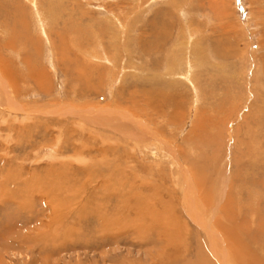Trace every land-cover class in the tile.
<instances>
[{
  "label": "rangeland",
  "instance_id": "obj_1",
  "mask_svg": "<svg viewBox=\"0 0 264 264\" xmlns=\"http://www.w3.org/2000/svg\"><path fill=\"white\" fill-rule=\"evenodd\" d=\"M259 220L264 0H0V264H264Z\"/></svg>",
  "mask_w": 264,
  "mask_h": 264
},
{
  "label": "bare ground",
  "instance_id": "obj_2",
  "mask_svg": "<svg viewBox=\"0 0 264 264\" xmlns=\"http://www.w3.org/2000/svg\"><path fill=\"white\" fill-rule=\"evenodd\" d=\"M202 207V206H201ZM194 210H195V208H194ZM260 221V220H259ZM259 226L260 227H262L261 228V230H264V222H262V221H260L259 222ZM223 231L229 236V237H238L239 238V236L241 235V233H240V231H239V229L232 223V225H231V228H230V226L229 227H224L223 226ZM260 229V228H259ZM219 230L221 231V229L219 228ZM259 233H261L260 231H259ZM239 240H240V238H239ZM215 248H216V246H215ZM214 253V252H213ZM224 258V257H223ZM233 258H234V261L236 262V264H252V262L251 261H249V260H243L242 259V257H241V255H239L238 257H237V260L235 259V257H234V255H233ZM199 261H201L200 262V264H203L204 263V261L202 260V259H200ZM223 261V263L222 264H226L228 261L227 260H222Z\"/></svg>",
  "mask_w": 264,
  "mask_h": 264
}]
</instances>
